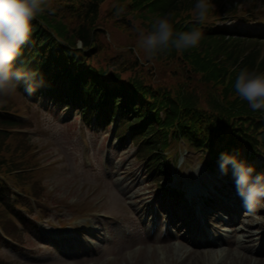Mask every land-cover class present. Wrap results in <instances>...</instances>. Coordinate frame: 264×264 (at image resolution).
Wrapping results in <instances>:
<instances>
[{
  "label": "trees",
  "instance_id": "trees-1",
  "mask_svg": "<svg viewBox=\"0 0 264 264\" xmlns=\"http://www.w3.org/2000/svg\"><path fill=\"white\" fill-rule=\"evenodd\" d=\"M228 1L229 7L212 0L218 8L199 23L193 15L196 0H51L54 14L32 21V35L15 66L43 78L34 103L45 97L79 108L88 123L94 118L101 128L115 123L119 141L129 133L138 144L135 159L158 184L171 170L165 152L175 156L180 143L199 153L210 169L219 165L222 153L249 165L248 159H264V112L252 111L233 85L240 69L264 72L263 43L216 26L219 17L238 15L234 0ZM113 5L124 12L115 15ZM168 14L176 31L198 29L203 38L196 48L158 53L149 61L137 46V28L150 29ZM109 29L127 35L130 43L117 44L115 35V41L106 38ZM17 92H24L23 84ZM5 99L0 106L3 175L36 164L28 154L33 148L28 135L11 131L31 123L17 118L22 110L13 95ZM26 107L29 112L31 104ZM250 166L253 175L264 174V165ZM8 201L6 187L0 189V208L8 216L0 217V224L20 240L12 219L21 218Z\"/></svg>",
  "mask_w": 264,
  "mask_h": 264
},
{
  "label": "rangeland",
  "instance_id": "rangeland-1",
  "mask_svg": "<svg viewBox=\"0 0 264 264\" xmlns=\"http://www.w3.org/2000/svg\"><path fill=\"white\" fill-rule=\"evenodd\" d=\"M218 1L227 7L230 5L228 0ZM232 4L237 6L238 14L248 8L257 15L253 19L258 20L249 24L222 16L216 21L220 26L235 31L238 35H244L242 33L247 31L252 35L264 34V0H234ZM113 35L117 44L130 43L127 35L113 33L111 29L107 31L106 38L115 41ZM13 97L20 105L26 104L22 98L18 99L17 92ZM31 99L30 96L29 100ZM40 102V109L32 105L28 113L22 110L19 117L25 121L30 118L31 128L26 127L28 139L37 144L39 141L45 146L44 149L39 146L42 160L46 166H54L51 173L38 175L39 179L45 181L44 186L47 188L48 200L45 201L48 202L46 213L49 215L44 220L35 211L37 218L34 217L33 227L29 229L26 225L25 230L19 231L20 240L25 243L23 249L0 248V260L14 264H257L259 258L264 259V201L255 209L249 210L244 208L240 196L236 194L240 214H233L231 209H226L232 214L229 225L217 229L219 233L212 237L223 234L222 237L227 242H238L244 237L238 231L245 223L249 226L247 230L251 235V242L239 246L235 242L237 244L231 249L229 244H222L211 248L212 252L207 253L208 249L203 246V239L199 236L190 238V235L183 237L180 232L172 235L167 231L164 233V225L167 227L172 222L179 226L174 215L184 214L187 203L182 208L177 203L179 201H172L170 195L169 198L165 197L167 192L160 193L156 182L150 183V174L146 175L144 162L134 159L138 145L131 142L129 134L125 135L124 142L117 143L113 135V124L105 130L97 126L93 128L94 131L86 124L87 131L85 133L84 129L83 133L76 110L60 109L46 98H42ZM78 128L82 132V138L78 135ZM88 152L89 159L86 160ZM176 156L172 159L173 156L169 154V160L173 164L172 172L169 179L164 178L162 181L167 191L171 186L184 190L185 182L186 185L201 186L208 190L214 185L225 183V190H235L234 185L231 190L227 187L226 182L229 183L232 179L223 177L225 174L219 168L207 170L206 163L199 160V154L185 148L184 144L180 145ZM261 162L258 157L251 164ZM154 203L156 209L153 208ZM95 205L96 208H90ZM84 207L89 208L80 212L79 209ZM161 209L164 214L160 219L157 213ZM172 209H176V212H172ZM150 211V219L146 222ZM20 212L25 216L27 211ZM241 212L250 217L241 219ZM21 214L19 216L25 220L26 217ZM171 215L174 221H171ZM222 216L226 220V215ZM0 217L3 221L8 218L1 208ZM154 217L158 219L155 222ZM188 217L185 220L187 223L192 219L191 215ZM210 217L213 222L221 218L217 214ZM92 222L99 234H79L81 224ZM56 228L68 231L66 239L57 236V231L54 230ZM86 228L89 229L88 226ZM193 232L197 233V229ZM182 233L184 234V230ZM70 234L78 237H69ZM80 235L85 238L84 241L80 240ZM231 236L233 238L229 239ZM89 241L93 243L90 244Z\"/></svg>",
  "mask_w": 264,
  "mask_h": 264
},
{
  "label": "clouds",
  "instance_id": "clouds-1",
  "mask_svg": "<svg viewBox=\"0 0 264 264\" xmlns=\"http://www.w3.org/2000/svg\"><path fill=\"white\" fill-rule=\"evenodd\" d=\"M115 15L120 16L124 8L113 5ZM215 8L212 0H196L194 19L199 23L207 21ZM54 14L51 0H0V106L23 84L24 92L30 97L43 86V78L36 79L37 73L16 67L22 48L32 35V21L43 13ZM137 46L151 61L158 53H182L199 46L203 33L198 29L176 31L171 14L159 17L151 23L150 29L137 28ZM238 98L247 102L252 111L264 112V72L240 69L234 85ZM179 166V165H178ZM220 170L227 174L229 168L235 180L237 194L249 210L264 201V174H255L254 168L238 161L234 156L221 154ZM198 174V169H196Z\"/></svg>",
  "mask_w": 264,
  "mask_h": 264
},
{
  "label": "bare ground",
  "instance_id": "bare-ground-1",
  "mask_svg": "<svg viewBox=\"0 0 264 264\" xmlns=\"http://www.w3.org/2000/svg\"><path fill=\"white\" fill-rule=\"evenodd\" d=\"M246 217H250V216H247L246 215V213H244L243 215H242V218H246ZM245 224V223H244ZM243 224V228L241 229V230H239L238 232H240V233H243V235H244V237L242 238V239H239L238 240V242L237 241H234V240H231V242H230V245L233 247V245L234 244H237L238 243V246L239 245H242L243 243H246V242H251V235L248 233V230H247V228L249 227L247 224H245L244 225ZM186 228V225L185 224H181V230H184ZM189 233H187V234H184L183 235V237L184 236H187ZM224 238V237H223ZM223 238H222V236L221 237H219L218 239L219 240H222L223 241ZM231 238H233V236H231L229 239H231ZM245 239V240H244ZM184 242H187V241H184ZM235 242H237V243H235ZM223 243H224V241H223ZM204 245H206V247H207V253H211L212 252V250H211V248H214L215 246H220V244H219V242H204L203 243ZM195 252V251H194ZM242 260V259H241ZM257 264H264V259H261V258H259V261L257 262Z\"/></svg>",
  "mask_w": 264,
  "mask_h": 264
}]
</instances>
